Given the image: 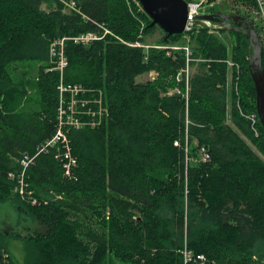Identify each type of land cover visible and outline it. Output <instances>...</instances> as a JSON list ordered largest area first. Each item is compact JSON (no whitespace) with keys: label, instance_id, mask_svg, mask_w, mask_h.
<instances>
[{"label":"trees","instance_id":"16d2710c","mask_svg":"<svg viewBox=\"0 0 264 264\" xmlns=\"http://www.w3.org/2000/svg\"><path fill=\"white\" fill-rule=\"evenodd\" d=\"M228 2L217 10L248 20L256 6ZM141 7L0 0V203L14 210L11 238L25 252L18 263L0 242V264H182L186 241L206 264H264V159L249 144L264 156V129L259 119L257 134L237 105L257 113L250 43L196 26L149 45L159 27ZM88 33L99 39L75 42ZM63 39L62 77L51 46ZM187 64L188 101L178 79ZM61 86L78 90L64 92V108L72 97L87 104L81 128L60 127ZM59 129L78 158L70 177L61 145L40 152Z\"/></svg>","mask_w":264,"mask_h":264},{"label":"built area","instance_id":"2783aa9c","mask_svg":"<svg viewBox=\"0 0 264 264\" xmlns=\"http://www.w3.org/2000/svg\"><path fill=\"white\" fill-rule=\"evenodd\" d=\"M138 6H142L140 2H138L137 0H134ZM188 2V23L186 26V31L185 33H189L191 32L196 26H207L208 28H210L212 31L219 29L218 25L210 22V21H206V20H201L202 23H197V21L199 20V17L202 16H207V15H211V14H216V13H221L217 10V8H219L220 1L221 0H186ZM218 2V3H217ZM256 2V6L251 8L250 10H248V15H249V21L254 25L255 29H259V38L261 41V45H262V50L264 53V0H255ZM70 9L74 10L76 8V5L74 3H68L66 4ZM143 7L140 8V10H142ZM226 13H230L229 10H227ZM257 27V28H256ZM257 31V30H256ZM188 38V37H187ZM99 39L97 37L96 34L93 33H88V34H84L80 37L74 38L75 42L77 43H83V44H88L92 41H95ZM189 39V38H188ZM64 41L65 39H63L60 42H55L52 46H51V56L55 57V56H59V60L56 66V69L60 71L61 76H64V72L66 70V68L68 67V61L64 55ZM138 46H143L146 48H150V46H144L141 44H137ZM60 46V53H57V47ZM174 49H180L179 47H173ZM182 49H184L186 51V55H187V61H191V56H192V52L189 46H185ZM230 67H236L239 77L237 80H239L240 75H241V67L240 65L234 64L232 62H229ZM191 74V67L189 66V64H187L186 68L182 70L181 74H179L180 76H178V79L183 78V76H185V80L187 82V93L185 95L186 100L188 101V81H189V77ZM182 75V76H181ZM151 78L155 77V73H151L150 74ZM60 91H61V108H60V127H65V126H73L76 128H81L84 123L80 122V120H78V115L82 114V111H80L81 109L79 108L80 106L85 107L87 104L86 102L84 103V101L81 100H77L74 97L71 98V101L67 104L68 106L66 108L63 107L64 104V97L63 94L64 92L70 91L73 96H76V94L78 93V90H71V87H65V86H61L60 87ZM81 91V89H79V92ZM83 91V90H82ZM174 93L177 94H181V91L176 90L174 91ZM236 93H237V97L239 96V90H238V85H236ZM240 98L237 101V105L240 111V114L243 115L244 117H246L248 120H250L251 123V127L252 129L257 133V123L259 120L258 114L257 113H251L249 115L246 116V114L244 113V111L242 110L241 104H240ZM80 103V106H79ZM80 110H79V109ZM89 115H91L90 112H88ZM93 115H96V113H92ZM99 115L102 114V110L100 109V111L98 112ZM65 116L66 119H65ZM91 124V125H98L100 124V121L98 122H90V123H86V125ZM258 134V133H257ZM61 145L62 147V154H59L58 157L59 158H65L66 161H64V169H65V175L66 176H71V172H72V168H74L77 165V159L73 156L72 154V148L70 146V141L67 138L66 134L59 129L58 132L56 133L55 137L49 141L45 146L42 147V149L40 150V152L46 151L48 148L50 147H54L55 145ZM188 153V149L186 150ZM201 153V157L203 161H208L210 159V155L209 153L202 148L200 150ZM28 159V158H27ZM34 158L29 159V160H25L23 163L27 166L31 161H33ZM180 256L182 257V264H206L208 263V260L206 258L205 255H201V254H195L194 251H192L188 245H187V241L184 244V247L179 251Z\"/></svg>","mask_w":264,"mask_h":264},{"label":"water","instance_id":"95a60500","mask_svg":"<svg viewBox=\"0 0 264 264\" xmlns=\"http://www.w3.org/2000/svg\"><path fill=\"white\" fill-rule=\"evenodd\" d=\"M143 10L150 17L151 27H159L168 36L182 35L188 23V2L186 0H139ZM201 20L217 24L225 32H238L246 36L252 56L249 72L256 90V109L264 129V67L263 50L254 25L244 16L231 13H216L199 17Z\"/></svg>","mask_w":264,"mask_h":264},{"label":"rangeland","instance_id":"374dc122","mask_svg":"<svg viewBox=\"0 0 264 264\" xmlns=\"http://www.w3.org/2000/svg\"><path fill=\"white\" fill-rule=\"evenodd\" d=\"M212 1V0H210ZM218 3V2H217ZM219 8L227 9L229 8L228 0H221ZM227 11H223L226 13ZM227 14V13H226ZM211 22V21H210ZM213 23V22H212ZM215 24V23H214ZM217 25V24H216ZM162 30L159 28L156 30L155 34L149 39V43H153L155 40H159L162 37ZM225 36V35H224ZM227 36V35H226ZM32 76V75H30ZM34 76V75H33ZM146 77V76H143ZM139 81H145V79H138ZM229 112H231V103L228 107ZM252 149L258 153L263 159L264 156L258 151L257 147L249 142ZM15 213L10 204L0 203V233L5 234V238L0 236V242L5 245L8 249V255L18 263H22L25 258V252L23 248V241L18 238H11V233L16 232L15 227Z\"/></svg>","mask_w":264,"mask_h":264},{"label":"crops","instance_id":"0c3cea01","mask_svg":"<svg viewBox=\"0 0 264 264\" xmlns=\"http://www.w3.org/2000/svg\"><path fill=\"white\" fill-rule=\"evenodd\" d=\"M149 38L147 39V43L149 44V45H155L156 44V42L158 41V40H155L153 43H149ZM194 73L196 74L197 73V67L194 69ZM144 76H146V77H143V76H141V77H139V79H147L148 77H149V75H144ZM228 105H230V101H229V104Z\"/></svg>","mask_w":264,"mask_h":264},{"label":"bare ground","instance_id":"6f19581e","mask_svg":"<svg viewBox=\"0 0 264 264\" xmlns=\"http://www.w3.org/2000/svg\"><path fill=\"white\" fill-rule=\"evenodd\" d=\"M67 57V56H66ZM68 60V59H67ZM49 64V63H48ZM47 64V65H48ZM244 74V73H243ZM256 92V91H255ZM243 117V116H242ZM70 136V135H69ZM56 153V152H55ZM54 155V154H53ZM37 159V158H36ZM78 159V158H77ZM56 160V159H55ZM31 166V165H30ZM29 169V168H28ZM63 170V169H62ZM27 172V171H26ZM75 172H76V170H75ZM77 174V173H76ZM26 175V174H25ZM25 181V180H24ZM27 183V182H26ZM28 184V183H27ZM28 189V188H27ZM29 190V189H28Z\"/></svg>","mask_w":264,"mask_h":264}]
</instances>
